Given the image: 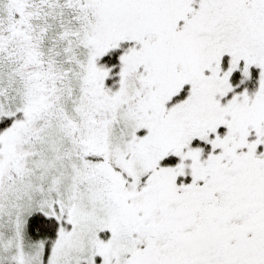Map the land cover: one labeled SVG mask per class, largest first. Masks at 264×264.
I'll use <instances>...</instances> for the list:
<instances>
[{"label": "snow or ice", "instance_id": "1", "mask_svg": "<svg viewBox=\"0 0 264 264\" xmlns=\"http://www.w3.org/2000/svg\"><path fill=\"white\" fill-rule=\"evenodd\" d=\"M0 264H264V0H0Z\"/></svg>", "mask_w": 264, "mask_h": 264}]
</instances>
